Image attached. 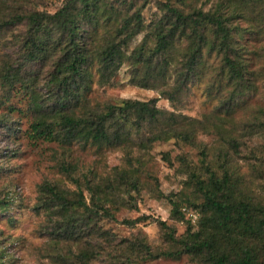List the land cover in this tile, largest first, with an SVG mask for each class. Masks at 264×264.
Masks as SVG:
<instances>
[{"label":"trees","instance_id":"16d2710c","mask_svg":"<svg viewBox=\"0 0 264 264\" xmlns=\"http://www.w3.org/2000/svg\"><path fill=\"white\" fill-rule=\"evenodd\" d=\"M6 1L20 2L0 0V46L13 41L23 50V56L14 60L0 56V133L11 142L22 133L24 117L14 113L17 106L12 99L24 97L25 139L33 145L55 144L64 157L58 169L76 187L71 191L56 181L45 180L37 188L38 208H43L51 221L52 247L57 248L54 256L65 262L88 264L99 254L96 247L97 254L92 253L90 242L84 249L67 246V253L58 248L63 240L80 237L84 226L91 230L96 244L105 238L96 226L97 220L106 218L131 228L156 223L162 238L173 246L156 250L143 238L99 244L100 250L106 249L102 251L110 264H143L187 254H203L210 264H264V205L248 202L240 194V179L229 162L231 152L239 150L240 141L234 125L226 129L228 124L223 122L241 101L238 97L252 91L248 84L252 72L243 56L248 52L247 44L241 42L242 27L234 20L244 18L246 13L264 17V0H220L208 9L184 7L186 0H178L181 5L157 2L158 17L149 22L131 4L119 13L105 0H62L53 12L19 5L1 7ZM17 27L24 29L21 40L6 35ZM139 35L140 41L133 45ZM150 40L153 44L149 46ZM212 57L218 59L216 93L224 89L227 95L212 113L199 119L157 105L160 98L177 105L179 93L202 73ZM47 62L50 65L38 80L33 68ZM124 64L129 68L130 84L149 89L163 86L159 96L91 105L88 93L93 82L113 85L114 76ZM171 69L174 79L168 85ZM199 131L216 135L217 150L211 161L207 160V147L196 140ZM222 134L225 137L221 138ZM170 140L177 146L194 145L199 149V167L184 155L178 158L200 202L168 198L170 216L186 220L185 232L179 236L173 226L156 217L118 220L115 216L129 204V191H139V167L146 166L132 155L133 148L146 150L154 142ZM74 145L92 146L97 151L103 147L120 149L131 170L114 168L112 174L98 178L92 169L78 171L75 162L65 159L71 158ZM8 151L0 150V161L15 155ZM161 157L171 164L168 152ZM11 201L8 195L4 197L0 210L7 212ZM180 201L210 213L203 223L199 221L197 231L185 218L186 207ZM5 255L0 245V264H5Z\"/></svg>","mask_w":264,"mask_h":264},{"label":"rangeland","instance_id":"374dc122","mask_svg":"<svg viewBox=\"0 0 264 264\" xmlns=\"http://www.w3.org/2000/svg\"><path fill=\"white\" fill-rule=\"evenodd\" d=\"M19 1L18 3L14 1L3 2L1 5L4 4V6L1 7L19 5L18 7L22 8L35 7L53 12L62 2V0ZM163 1L180 4L178 0H105L104 3L106 5L111 3L113 9L119 13H124L131 4L133 8L140 10L145 21L149 22L158 17L157 2ZM218 1L220 0H186L182 6L193 5L208 9ZM250 11L254 12L257 9ZM234 22L242 27L241 42L247 44L248 52L243 53V56L248 61L249 70L252 72L248 82L252 91L238 97L241 98V101L234 105L231 115L225 117V121H223L228 124L226 129L230 128L229 124L234 125L236 128L235 137H238L240 141L239 150L231 152L229 162L240 179L238 189L243 199L253 204L264 205V17H259L257 13H246L244 18L235 19ZM246 27L251 32L246 31ZM6 35L15 36L16 39L21 40L24 37V29L20 27L11 28L6 32ZM140 39L141 35L132 42L133 45L137 44ZM148 42L149 46L153 44L151 40ZM18 48L19 46L13 45V41H5L0 46V56H8L11 60L20 59L23 56V50ZM49 65L50 62H47L44 66L39 65L33 68L34 72L38 74V80ZM202 70V73L188 82L187 88L179 93L180 101L176 103L177 105L174 103L171 106L169 101L164 98H160L157 105L169 110L176 109L182 114L199 119L203 115L212 113L220 100L227 96L224 89L216 93L217 87L214 85L216 75L219 74L218 59L208 58L207 66ZM170 72L168 85L172 84L174 79V71L171 69ZM129 78V68L127 64H124L114 76L113 85L99 86L93 82L88 93L90 104L113 103L127 98L148 100L152 97H158L159 92L164 88L160 85L153 89L141 88L130 84ZM12 101L17 106L14 113L22 114L24 119H22L20 127L22 133L17 134L18 137L14 139V142L0 133V150L8 149V152L15 154L13 157L8 155L4 161H0V201L7 195L12 199L7 212L0 210V245L6 251L5 264H83L79 261L65 262L54 256L57 248L52 247L51 221L47 217V212L43 208H38L37 188L43 181H56L71 191L76 189L75 185L58 169V162L64 157L55 144L39 142L33 145L25 139L26 116L25 113L23 114L25 98L17 95ZM173 106L174 108H172ZM260 121H263V125H258ZM223 137H225L224 134L221 135V138ZM196 140L207 147V160H213L217 150L216 135L210 131H199ZM198 150L194 145L177 146L173 140L154 142L146 150L134 147L132 155L135 158L139 157L146 166L143 169L139 167L140 186L138 193L129 191L131 195V199H128L129 204L115 213L116 218L119 220L149 215L164 220L168 225L173 226L177 236L182 235L186 229V220L178 221L170 216L171 205L168 198L173 200L188 198L195 203L200 202V196L189 183L184 171V164L178 158L184 155L189 163L199 167ZM164 152L169 153L171 164L162 159L161 155ZM65 159L75 162L78 171L92 169L97 178L109 173L112 174L114 168L131 170V168L128 169L129 165L125 160L124 152L117 148L103 147L97 151L92 146L80 148L74 145L71 158ZM132 166L137 168L135 163ZM126 188L128 189V187ZM82 191L85 201L88 203V196L85 190L82 189ZM180 202L182 206L186 207L184 215L186 219L190 220L192 230L197 231L199 221L203 223L210 213L202 212L186 201ZM98 225L99 229L104 232L105 238L99 239L97 245L94 241L95 236L90 234L91 230L84 226V229L80 231V237L74 241L63 240L58 250L61 249L62 253H67V246L74 250L84 249L87 247V242H90L92 253L97 254L98 249L99 254L91 259L88 264H110L103 253L106 249L100 250L99 244L107 246L112 243V240L116 243L122 241L128 243L143 238L156 250L173 247L162 238L156 223H140L131 228L101 218L97 220L96 226ZM78 231L79 229L76 232ZM95 247L97 249H93ZM143 264L210 263L203 254H187L177 259L161 257L146 261Z\"/></svg>","mask_w":264,"mask_h":264}]
</instances>
